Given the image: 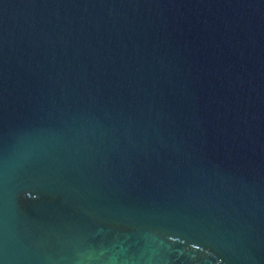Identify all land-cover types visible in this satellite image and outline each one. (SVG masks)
<instances>
[{"label":"water","instance_id":"obj_1","mask_svg":"<svg viewBox=\"0 0 264 264\" xmlns=\"http://www.w3.org/2000/svg\"><path fill=\"white\" fill-rule=\"evenodd\" d=\"M0 264H264V0H0Z\"/></svg>","mask_w":264,"mask_h":264}]
</instances>
